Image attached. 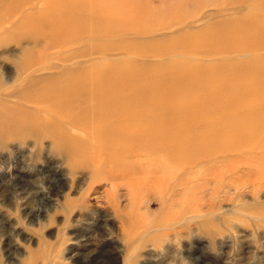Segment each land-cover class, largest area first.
I'll list each match as a JSON object with an SVG mask.
<instances>
[{
  "label": "rangeland",
  "instance_id": "obj_1",
  "mask_svg": "<svg viewBox=\"0 0 264 264\" xmlns=\"http://www.w3.org/2000/svg\"><path fill=\"white\" fill-rule=\"evenodd\" d=\"M124 1L143 12L139 23L154 26L149 32L58 49L21 36L12 26L18 15L10 19L12 27L0 32V264H264V132L254 148L201 160L179 184L167 180V174L151 173L139 154L123 180L92 181V173L52 138L42 132L20 136L19 128L8 122L6 108L24 104L33 109L17 94L35 89L29 81L94 77L96 65L101 71L147 72L173 65L177 60L170 57L167 41L206 22H245L253 14L263 23L259 31L264 38L263 0ZM187 14L199 23L187 20L166 28L177 21L173 15L185 19ZM263 47L251 55H211L200 49L192 56L194 62L221 64L233 74L245 63L264 67ZM159 176L165 184L153 182ZM124 182H131V192ZM112 184L121 186L114 189ZM134 191L139 197L135 202Z\"/></svg>",
  "mask_w": 264,
  "mask_h": 264
},
{
  "label": "bare ground",
  "instance_id": "obj_2",
  "mask_svg": "<svg viewBox=\"0 0 264 264\" xmlns=\"http://www.w3.org/2000/svg\"><path fill=\"white\" fill-rule=\"evenodd\" d=\"M127 3L0 0V32L13 26L21 36H29L32 42L41 40L48 49L79 45L94 38L149 32L154 26L141 25L139 14L143 12L131 6L132 2ZM14 15L19 18L13 24L10 19ZM192 16L187 14L184 19V15H173L177 21L166 28L183 25L187 20L199 23ZM244 20L206 22L195 25L194 31L185 30L188 32L167 41L172 51L170 57L177 61L148 71L152 74L146 69L132 68L101 71L96 65L94 77L29 81L35 89L20 90L17 94L20 101L33 105V109L18 104L6 108L4 114L11 126L19 128L20 136L42 132L44 137L52 138L58 149L92 173V181H116L124 176L123 180L134 169V155L139 154L152 168L149 174H167V180L179 184L183 174H192L201 160L210 162L223 154L254 148L264 132V67L245 63L238 73L230 74L221 64L197 63L192 56L200 49L211 55L237 51L253 54L264 43L259 31L263 23L253 14ZM102 74L105 77L99 76ZM240 134L244 139H238ZM162 179L159 176L153 182H164ZM124 183L128 191L133 189L129 187L131 182ZM119 186L112 184L114 189ZM133 195L135 202L137 192Z\"/></svg>",
  "mask_w": 264,
  "mask_h": 264
}]
</instances>
